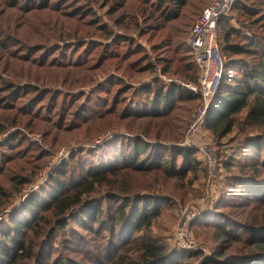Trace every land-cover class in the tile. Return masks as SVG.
Returning <instances> with one entry per match:
<instances>
[{"label":"rangeland","instance_id":"obj_1","mask_svg":"<svg viewBox=\"0 0 264 264\" xmlns=\"http://www.w3.org/2000/svg\"><path fill=\"white\" fill-rule=\"evenodd\" d=\"M154 2L126 0L118 8L113 0H0V236L12 232L11 221L32 227L25 240L33 256L15 264H146L144 243L166 254L154 264H211L222 244L231 256H258L249 234L241 233L243 223L260 225L248 215L259 216L264 206L234 186L235 175L252 172L232 166L246 160L240 148L256 133L244 124L246 111L223 139L198 119L200 101L177 104L165 120L134 118L147 101L141 92L155 81L183 91L197 84L188 41L211 0L171 5L178 16L170 21L150 8ZM241 4L255 15L244 17ZM234 7L227 21L240 34L264 40V1L239 0ZM218 26L221 48L223 23ZM139 126L150 134L142 138L149 145L164 132L157 149L174 158L177 170L187 168L180 147L198 151L196 167L185 179L118 167L115 159L128 157L130 144L141 138ZM209 156L217 161L218 191L207 199ZM98 170L118 175L109 174L82 204L56 218L54 198L82 188L88 173ZM256 176L263 185L264 171ZM141 197L153 199L156 217L136 233L132 219L120 224L117 211L126 199L128 210L144 208ZM89 205L103 210L96 223L83 219ZM221 214L230 216L243 243L220 237L213 223ZM187 216L193 248L177 241Z\"/></svg>","mask_w":264,"mask_h":264},{"label":"trees","instance_id":"obj_2","mask_svg":"<svg viewBox=\"0 0 264 264\" xmlns=\"http://www.w3.org/2000/svg\"><path fill=\"white\" fill-rule=\"evenodd\" d=\"M107 1L110 2V0ZM113 1L115 2L114 5H117L118 8H124L126 4V0ZM139 1L143 2L144 0ZM238 1H236V4H238ZM183 4V0H155L150 8L162 18L170 21L178 16L177 12H171L170 6L174 5L180 8ZM241 5L238 8L244 17L255 15L253 10L249 9L246 5ZM201 14L202 12L198 18ZM228 17L225 16L220 21V23H223V41L220 48L224 60L223 79L205 117V126L216 138L223 139L229 136L236 128L237 116L246 111L244 124L252 131H256V133L250 134L246 140L247 145H243L240 148L241 156L246 160L238 165L232 163V166L236 165L240 171L249 169L252 173H249L250 175L245 173L235 175L234 186L242 194L248 196L249 200L255 202L258 207H263L264 184L258 183L262 181L256 174H259L260 170L264 171V159L260 163H254L252 160L255 157L260 158L264 155V40L253 34H251L253 37L240 34L227 21ZM191 59L195 67L196 76H198L199 70L192 54ZM235 73L237 76L234 75ZM141 95L147 101L140 108L141 112L137 113V115L134 114V116H137L134 118H140L141 120H165V118L167 119L173 115V112L178 108L180 103L199 101V96L189 91H183L177 86L163 87L162 82L159 80L155 81L153 87L145 88L141 92ZM139 127L143 128L141 130V138L133 140L130 144L128 157L125 154H121L119 159H115L118 167L124 165L123 167L131 169L136 173L161 171L168 177H179L180 179H185L188 173L196 167L198 161L196 154L198 151L180 147L181 150L177 152V155L178 158H182V168L186 165L187 168L177 170L174 158L168 157L166 153L157 149L162 146V142L166 141V139H163L164 132L161 129L156 132L153 137L154 139H152L155 140L153 147V145H149V143H146L142 139L150 135L147 133L148 131L143 126ZM180 139L182 137L177 138V141ZM108 172L100 170L89 172L82 188L73 190L69 195L63 194L60 197L54 198L53 207L56 212V218L68 214L72 208L82 204L84 196L92 194L95 187L107 181L109 174H112V176L118 175L113 170ZM110 198L114 197L111 196ZM138 200L139 204L142 202L140 205L144 206V208L136 211L132 209L128 210L132 204L130 200L126 199L124 208L119 207L117 211L122 221H120V224H124V222L132 219V225L136 233L149 229L153 219L156 217V213L153 209H150L151 204L149 202L153 201L152 198L141 197ZM88 207L86 218L83 219H86L88 223H96L103 210L99 206L92 207L89 205ZM74 214L76 216L81 215L80 212H75ZM229 217V215L225 214L217 215L216 219L214 218L216 223H213V225L221 231L220 237L224 235V237L233 238L235 244L243 243L244 240L241 237L240 239L236 237L234 229L236 225H234ZM248 217H250V221H257L256 223L260 225L243 223L242 228L244 231L241 234H249V244L256 249L258 256H253L252 258L250 256H231L227 251V247L222 244L218 247L213 259L210 260L211 264H264V213L255 217L248 215ZM224 221L228 222L227 225H223L222 222ZM9 226L13 233H4L6 235L5 238L0 236V264H15L20 259L31 258L33 256V247H29L25 240L26 232H30L32 227L18 221H11ZM104 230L110 231L107 227ZM163 252L150 243H144L142 248L143 262L154 264L166 257V254Z\"/></svg>","mask_w":264,"mask_h":264},{"label":"built area","instance_id":"obj_3","mask_svg":"<svg viewBox=\"0 0 264 264\" xmlns=\"http://www.w3.org/2000/svg\"><path fill=\"white\" fill-rule=\"evenodd\" d=\"M237 0H211L193 26L189 36V48L199 70L197 84H187L186 89L199 96L198 119H204L218 91L224 74V60L218 44V25L228 15ZM186 144H190L189 141ZM207 199L216 196L218 181L217 161L209 156ZM189 216L183 221L177 232V241L181 247L193 248L196 245L188 234ZM207 253L205 249H202Z\"/></svg>","mask_w":264,"mask_h":264}]
</instances>
